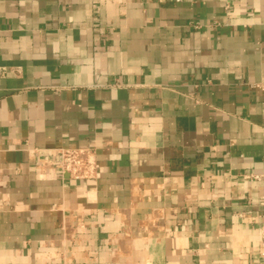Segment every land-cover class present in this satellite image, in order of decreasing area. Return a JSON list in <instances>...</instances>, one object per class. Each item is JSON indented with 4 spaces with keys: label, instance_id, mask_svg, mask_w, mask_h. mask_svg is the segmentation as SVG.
Segmentation results:
<instances>
[{
    "label": "crops",
    "instance_id": "0c3cea01",
    "mask_svg": "<svg viewBox=\"0 0 264 264\" xmlns=\"http://www.w3.org/2000/svg\"><path fill=\"white\" fill-rule=\"evenodd\" d=\"M263 224L264 0H0V264H264Z\"/></svg>",
    "mask_w": 264,
    "mask_h": 264
},
{
    "label": "built area",
    "instance_id": "2783aa9c",
    "mask_svg": "<svg viewBox=\"0 0 264 264\" xmlns=\"http://www.w3.org/2000/svg\"><path fill=\"white\" fill-rule=\"evenodd\" d=\"M62 172L71 177L85 179L96 176L99 163L96 151L90 147H68L59 150ZM43 167V165H41ZM264 243V224L261 227Z\"/></svg>",
    "mask_w": 264,
    "mask_h": 264
}]
</instances>
